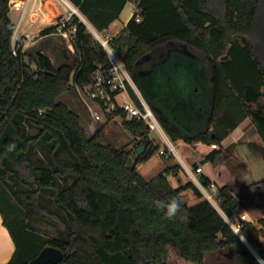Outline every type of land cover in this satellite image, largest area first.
I'll return each instance as SVG.
<instances>
[{"label":"trees","instance_id":"16d2710c","mask_svg":"<svg viewBox=\"0 0 264 264\" xmlns=\"http://www.w3.org/2000/svg\"><path fill=\"white\" fill-rule=\"evenodd\" d=\"M70 1L101 31L119 18L127 3L136 4L110 43L121 52L173 140L183 137L191 143L221 145L250 118L263 145L249 143V147L264 159V0ZM10 2L0 0V196L8 207L10 198L15 200L24 222L13 218L19 240L0 203L3 223L16 245L7 264H28L40 252L28 232L39 219L62 233L49 242L64 253L58 264H208L209 255L227 264L232 254L236 257L232 264H263L192 181L172 186L167 176L177 173L178 165H168L151 179L140 173L138 165L160 149L144 121L127 119L121 109L108 114L109 119L120 116L135 136L131 147H116L101 142L105 124L89 136L79 113L59 100L72 88L89 86L99 68L110 66L105 48L87 25L78 16L68 25L76 28L72 62L55 64L42 49L14 53L8 28ZM55 32L50 27L40 35ZM177 57L209 64L212 98L203 105L190 93L189 81L177 77L180 65L173 63ZM195 111L205 119L211 113L209 124L199 125ZM10 144L16 145L13 151L7 150ZM142 145L146 148L138 155ZM36 152L42 154L38 162L32 158ZM228 155L213 149L204 163L216 165ZM188 189L196 192L198 203L181 200ZM44 194L51 196L58 210L43 203ZM172 198L181 201L182 212L167 219L154 201ZM218 198L229 216L240 206L264 211V177L240 195L224 184ZM242 230L264 260V245L256 240L264 237V218L259 227L243 221Z\"/></svg>","mask_w":264,"mask_h":264},{"label":"rangeland","instance_id":"374dc122","mask_svg":"<svg viewBox=\"0 0 264 264\" xmlns=\"http://www.w3.org/2000/svg\"><path fill=\"white\" fill-rule=\"evenodd\" d=\"M133 8L134 4H129L125 8L123 14L121 15V18L118 19V21H116V23L113 24L110 29L104 31L97 29L102 37L112 38L115 36H112L113 34H118V31L121 30L123 23L126 21ZM86 19L90 22L87 17ZM41 41L39 40V42L35 43L33 45V50L31 51H37L38 49L41 50V47H43V52L48 54L52 58L53 62H55V64L73 61L74 49L70 45V41L63 35L55 32L53 34H50L47 38L43 39V45ZM110 46L112 47L111 43ZM114 50L119 56H121V52L116 49ZM173 63H175L174 65H177V67H179L180 65L178 72L176 73L177 77H180V80L183 79L184 82L189 81L190 93L197 96L196 98L200 104L203 105V102L207 100L209 101L210 98H212V74L210 66L206 60L200 59L198 61H195L190 59L189 57H177L175 58ZM136 86L138 89H140L137 84ZM90 89V86H86L85 88H72L70 91L61 96L59 100L65 102L71 109L79 113V115L81 116L82 125L89 136L94 134L96 130L101 127V125L105 124L104 138L101 140L102 143L113 144L116 147H131L132 145H134L135 140H133L130 132L123 125V119L120 116L106 123V117L102 114L100 107L96 104L94 105V108H96L95 110H98L101 114V117L104 119H102L101 121L94 120L91 112L86 106L87 102L92 104V100L90 98ZM197 91H200V96L197 95ZM195 113L198 117H201L202 115L199 111H195L194 114ZM210 116L211 113L209 117L204 121V123H207V125L210 122ZM178 119H180V117ZM194 130L195 128L190 131L192 132ZM150 137L154 140L155 143H159L160 148L165 145L162 138H160L159 134L156 131H152L150 133ZM169 138L181 156H185L187 158L188 156L191 157V161L187 160L190 164L191 169H193V162H195V164L202 165L204 167L205 173L211 174L215 179L214 182L219 187L220 184H223L226 181L227 185L230 186V188L236 195L244 194L251 183L259 181L264 177V159L262 158V156L260 157V154L252 151V149L249 147V143L218 145V147L214 149H222L224 153L226 152L229 155L225 160L219 162L216 165H213L211 162L204 163L205 159L203 157V154L207 153L209 150L206 145L186 144L185 142H178L176 140H173L170 136ZM174 155L175 159H178L177 154ZM41 156V153L36 152V154H34L32 158L35 162H38ZM173 159L174 158H171L170 160L165 159L159 153V151H156L149 160L138 165V170L146 179H151L166 166L170 164L178 165L173 161ZM132 161H134V159H132ZM246 166H248L249 170L246 168ZM179 168L180 165H178V171ZM214 171H221V178L216 176ZM183 174L184 175L181 176L183 180L188 181V174H186V172H183ZM168 176L173 185L177 186L178 182L173 173L169 174ZM0 200L1 207L9 222L15 229L17 237L19 238V240H22L21 236L19 235L18 229L13 222V218L15 220L24 222L23 210L12 197L10 198L9 207L1 198V196ZM42 200L43 203L50 208L58 210L49 194H44ZM181 200L187 202L190 205H194L200 201L193 189H188L186 193L182 194ZM240 212L246 213L248 216L247 221H252V223L258 227L259 219H261V217H264V211L256 210L250 207L240 206V208L238 209V213ZM28 232L29 239L31 240L33 245H35L36 251L41 250L44 246L49 245V242L52 239L59 238L62 235V233L56 227L41 219L36 220L33 223L32 228L29 229ZM238 236L242 239L249 251H251L259 259V261L264 264V260L260 257L258 249L254 247V245L246 237H243L239 234ZM256 240L259 245H264V237H256ZM235 259L236 257L233 254L228 256L227 264L235 263ZM221 260L223 259L216 257L215 255H209L207 257L208 264H220Z\"/></svg>","mask_w":264,"mask_h":264},{"label":"built area","instance_id":"2783aa9c","mask_svg":"<svg viewBox=\"0 0 264 264\" xmlns=\"http://www.w3.org/2000/svg\"><path fill=\"white\" fill-rule=\"evenodd\" d=\"M57 1L60 9L57 12H53L49 7L51 0H11L9 18L10 23L13 25L11 44L14 53L19 50L22 52L29 51L34 38L50 27H55L56 33L66 37L73 47L72 41L76 28L75 26L69 28L68 25L74 16H78L105 50L111 48L115 53L114 56L107 54L110 62L109 68H99L92 76L89 85L91 87V100L100 107L104 116L111 115L116 110L121 109L126 113L127 119L144 121L150 133L156 131L165 144L164 148L159 150L160 154H177L176 148L162 126L155 110L140 97L131 73L126 68L121 57L110 46L111 37H102L99 31L86 21V17L70 0ZM128 85L138 95L141 106L133 100ZM89 110L94 120L101 119V114L92 111L91 108ZM211 147L214 149L218 145L212 144ZM186 170L190 180L200 191L202 198L220 211V214L237 235L245 237L242 229L243 221L248 220L247 214L240 212L232 216L227 215L219 204V186L214 181L205 182L204 178L200 176L203 171L202 167L196 166L193 169Z\"/></svg>","mask_w":264,"mask_h":264},{"label":"crops","instance_id":"0c3cea01","mask_svg":"<svg viewBox=\"0 0 264 264\" xmlns=\"http://www.w3.org/2000/svg\"><path fill=\"white\" fill-rule=\"evenodd\" d=\"M131 3L134 4V8L131 10V12H130L129 16L127 17L126 21L123 23V26L121 27V29L124 28V27L126 26L128 20L131 18V16L133 15L134 11L136 10V9H135V8H136V4H135L134 2H129V3H127L126 6H125V8H126L129 4H131ZM49 7H50V9H51L53 12H57V11L60 9V6H59V3H58L57 0H51V3H49ZM125 8H124L123 11L121 12V14H120V16H119L118 19L121 18V15L123 14ZM118 19L115 20L114 22H112V23L110 24V26H109L108 29H110V27H111L113 24H115L116 21H118ZM86 21H87L90 25L93 26V24L90 23L87 19H86ZM93 27H94V26H93ZM118 32H119V31H118ZM116 34H117V33H116ZM116 34H113L112 36H114V35H116ZM48 36H49V35H38V36H36V37L34 38V40L32 41V44L30 45L29 51L33 50V45H34L35 43L39 42V40H40V41L42 40L41 43H42V45H43V39L47 38ZM42 48H43V47H41V49H42ZM35 50H36V49H35ZM38 50H39V49H38ZM66 57H67V56H66ZM137 89H138V88H137ZM138 91H139L140 97H141V98H142L147 104H149L148 101L146 100L145 96H144L143 93L141 92V90L138 89ZM92 104H93V105H92ZM92 104L89 103V102H87V103H86V106L89 107V108H91L92 111H95V112H97V113L100 114V112H99L98 110H95L96 108H94V105H96V103H94V102L92 101ZM149 105H150V104H149ZM89 108H88V109H89ZM89 111H90V110H89ZM90 112H91V111H90ZM105 117H106L105 120H107V121H106V123H107V122H110V121L114 120L115 118H117V117H119V116H117V117H112L111 119H109L108 115H106ZM205 117H206V116H205ZM102 119H104V118L101 117L100 120H95V121H101ZM197 120H198V124H199V125H204V121H205L206 119L204 118V116H201V117H198ZM131 136H132L133 139H135V138H134L135 136H133L132 134H131ZM176 141H178V142H185L186 144H192V145H196V144H197V145H199V144H204V145H206V146L208 147L209 150H208L207 153L203 154L204 159L206 158V155H207L208 153H210V152L213 150V148L211 147V145L206 144V143H203V142H201V141H199V142H192V143H191V142L186 141L185 138H183V137L176 139ZM234 143H239V144L256 143V144H258V145H263V139H262V137L260 136V134H259V132H258L256 126L252 123V121H251L250 118H246L241 124H239V126H238L237 128H235L233 131H231L230 134L227 136V138H226L225 140H223V142L221 143V145H223V144H234ZM162 148H164V146H162ZM162 148H160V149H162ZM176 151H177V150H176ZM183 151H184V150H183ZM159 153H160V152H159ZM177 156H178V159H175V155H174V154H173V157H172V158H174L173 161L176 162V164L180 165L179 171H177V173L173 174L174 177H175L176 179L178 178V176H182V175H184L183 172H186V174H187V170H186V169H191V168H190V164H189V162H188V161H191V160H190V159H191L190 156L187 155L188 158L185 157V156H184V157H185V158H184L183 156H181V155L179 154L178 151H177ZM203 157H202V158H203ZM260 157H261V156H260ZM262 158H263V157H262ZM187 160H188V161H187ZM204 161H205V160H204ZM193 163L195 164V162H193ZM205 163H207V162H205ZM244 163H245V162H244ZM194 164H193V168L196 167V166H201V167H202L203 171H202V173H201V175H200L202 178H204V177H208V178L210 179V181H215V179L212 177L211 174H207V173H205V171H204V167H203L202 165H200V164H195V165H194ZM166 167H167V166H166ZM166 167H165V168H166ZM165 168H164V169H165ZM246 168L249 170L248 166H246ZM164 169H162L159 173H161L162 171H164ZM214 172H215V171H214ZM159 173H158V174H159ZM215 174H216V176H218L219 178H221V171L215 172ZM167 178H168V180L170 181V183L172 184V186L176 187V186L173 185V183L171 182L169 176H167ZM182 181L185 182V183L187 182V180H182ZM188 181H191L190 178H189ZM224 184H227L226 181H225V183L220 184V186H222V185H224ZM177 186H179V185L177 184ZM1 190H2V189L0 188V192H1ZM186 191H187V190H186ZM186 191H184L182 194L186 193ZM182 194H181V195H182ZM15 249H16L15 242H14V240H13V237H12V235H11L9 229H8V228L4 225V223H3V215H2V213H1V211H0V264H7V263L10 261V259L12 258L13 254H14V252H15Z\"/></svg>","mask_w":264,"mask_h":264},{"label":"water","instance_id":"95a60500","mask_svg":"<svg viewBox=\"0 0 264 264\" xmlns=\"http://www.w3.org/2000/svg\"><path fill=\"white\" fill-rule=\"evenodd\" d=\"M8 28L10 31H12L13 25L10 23L8 25ZM222 58H227V55H224ZM145 148L146 147L144 145L138 147L137 154L140 155L141 153H143ZM176 180L178 182V185L185 184V182L182 181L183 178L181 176H178ZM63 258L64 253L61 249L51 245H47L43 247L40 252L29 261L28 264H58L63 260Z\"/></svg>","mask_w":264,"mask_h":264},{"label":"clouds","instance_id":"9594fccd","mask_svg":"<svg viewBox=\"0 0 264 264\" xmlns=\"http://www.w3.org/2000/svg\"><path fill=\"white\" fill-rule=\"evenodd\" d=\"M106 52L110 56H114L115 53L111 48L106 49ZM15 144H10L7 146L8 151H13L15 149ZM154 206L162 211L167 219H175L182 212L181 201L177 198H172L170 200H156L154 201ZM182 220H186V216H180ZM238 232V230H237Z\"/></svg>","mask_w":264,"mask_h":264}]
</instances>
